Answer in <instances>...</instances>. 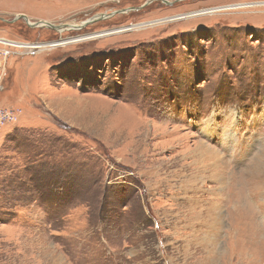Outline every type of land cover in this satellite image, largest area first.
I'll list each match as a JSON object with an SVG mask.
<instances>
[{
    "label": "rangeland",
    "instance_id": "rangeland-1",
    "mask_svg": "<svg viewBox=\"0 0 264 264\" xmlns=\"http://www.w3.org/2000/svg\"><path fill=\"white\" fill-rule=\"evenodd\" d=\"M177 1L0 0V264H264V0Z\"/></svg>",
    "mask_w": 264,
    "mask_h": 264
},
{
    "label": "bare ground",
    "instance_id": "bare-ground-1",
    "mask_svg": "<svg viewBox=\"0 0 264 264\" xmlns=\"http://www.w3.org/2000/svg\"><path fill=\"white\" fill-rule=\"evenodd\" d=\"M97 19V18H96ZM175 20H181V19H179V18H175ZM175 20H173V21H175ZM90 23H92V22H90ZM46 25V24H45ZM45 25H43V26H45ZM141 25H143V24H141ZM141 25L140 26H138V27H134V28H140L141 27ZM39 27H41L40 25H38ZM48 26H50V25H48ZM73 27V26H72ZM75 27V26H74ZM63 28H66V27H55V28H52V29H55V30H57V31H60V32H63ZM75 28H77V27H75ZM69 30H72V28H69ZM127 30H130V29H127ZM123 31H126V30H123ZM122 31H118V32H116V33H121ZM107 35H109V34H104V33H102V34H98V35H93V36H91V37H88V38H91V39H93V38H101L102 36L104 37V36H107ZM79 39V38H78ZM84 39H86L85 37L83 38V39H79V40H73V41H75V42H78V41H80V40H84ZM0 42L1 43H5V45L7 46V45H10L11 43L10 42H8V41H3V40H0ZM66 41H63V42H60V44H58V43H54V45L53 46H51V47H61V46H64L65 44H68V43H65ZM17 47L18 48H25V49H31V48H33V49H39V48H41L42 46H32V47H22V46H18L17 45ZM43 49H44V47H42ZM41 48V49H42ZM205 145V144H204ZM204 145H199L198 146V148L196 149V151H195V154L194 155H192L191 157H190V159H192V162L190 163V164H188L189 166H191V167H194V166H196V168L197 167H201V169L202 170H200V173L201 172H205V170L204 169H206V170H208V168L210 169V166L211 165H207L206 164V162H209L210 160H211V151H210V149L208 148V147H206V145L204 146ZM218 162V161H217ZM207 165V166H206ZM190 167V168H191ZM189 168V167H188ZM188 170V169H187ZM209 171V170H208ZM191 175V174H190ZM200 176V175H199ZM194 177H196V176H194ZM195 180V179H194Z\"/></svg>",
    "mask_w": 264,
    "mask_h": 264
},
{
    "label": "water",
    "instance_id": "water-1",
    "mask_svg": "<svg viewBox=\"0 0 264 264\" xmlns=\"http://www.w3.org/2000/svg\"><path fill=\"white\" fill-rule=\"evenodd\" d=\"M143 8V7H142ZM138 10V9H137ZM107 18V17H106ZM101 19H105L104 17H102ZM29 23V22H28ZM89 25V24H88ZM32 26H38V25H32ZM86 26H87V23H86ZM52 28H55L54 26H51Z\"/></svg>",
    "mask_w": 264,
    "mask_h": 264
},
{
    "label": "flooded vegetation",
    "instance_id": "flooded-vegetation-1",
    "mask_svg": "<svg viewBox=\"0 0 264 264\" xmlns=\"http://www.w3.org/2000/svg\"><path fill=\"white\" fill-rule=\"evenodd\" d=\"M176 1H177V0H176ZM177 2H179V0H178Z\"/></svg>",
    "mask_w": 264,
    "mask_h": 264
}]
</instances>
